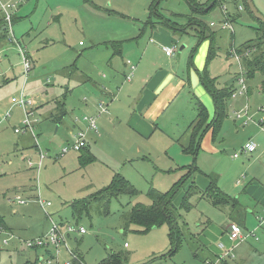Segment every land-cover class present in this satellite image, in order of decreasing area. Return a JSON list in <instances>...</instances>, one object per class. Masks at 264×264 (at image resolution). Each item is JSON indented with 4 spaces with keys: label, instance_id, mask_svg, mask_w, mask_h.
Segmentation results:
<instances>
[{
    "label": "rangeland",
    "instance_id": "1",
    "mask_svg": "<svg viewBox=\"0 0 264 264\" xmlns=\"http://www.w3.org/2000/svg\"><path fill=\"white\" fill-rule=\"evenodd\" d=\"M152 1L0 0V14L5 15L3 7L9 4L11 8L7 9V13L13 17L9 39L0 47V117L5 119L9 114L0 125V216L9 234L17 238L7 247H0V264H27L40 258L42 253L29 249L25 242L47 233L51 220L86 231L84 235L63 231L64 235L67 234L69 250L78 255L82 264H99L109 255L120 256L123 261L119 264H202L200 261L210 255L209 252L215 254L213 249L226 236L224 228L229 223L227 214L232 211L226 204L214 206L212 194H204L209 187L205 175L210 173L219 176L215 185L220 193L235 198L244 207L241 215L245 216V220L241 219L240 223L236 220L243 235L249 234L243 248L252 246L257 250L251 257H246V262L240 263L235 256V259H226L227 264H264V224L261 226L256 219L257 213L264 219V163L257 148L261 146L264 153V130L261 131L264 92L259 89L264 82L262 76L256 74L250 82L245 77L247 91L253 92L248 104H245L246 95L242 97L244 101L237 98V102L228 104L218 134L213 138L209 129L203 135L195 161L192 162L194 171L191 175H188L186 167L192 165L181 166L185 162H176L181 156L176 154L175 142L165 137L147 144L142 154L147 160L135 161L123 169L118 167L113 157L96 149L94 142L88 145L84 119L93 116L79 112L84 97H89L85 91L89 90L86 86L88 83L80 76L84 72H94L98 79L92 60L95 58L93 55L102 56L103 53L98 52L105 50L97 46L104 29H118L120 36H134L132 45L123 46L126 47L123 52L126 61L129 58L127 49L144 47L152 36L146 33L148 29L142 35L143 25L156 20L159 22L162 17L176 23L185 33L178 34L176 44L172 46L175 48L172 60L177 67H185V78L189 72L193 79L192 91L198 97L204 94L207 108L214 109L210 93L205 92L201 84L198 85V74L203 72L206 63L208 39L203 40L196 35L195 22L197 19L206 24L216 35L217 31L211 29L209 24L220 20V6L216 5L209 12L200 14L193 11L185 0H163L154 10L151 8ZM196 1L200 5L204 3L203 0ZM221 1L229 3L226 9L234 12L232 0ZM241 3L244 6L243 0ZM239 15L232 26L233 35L221 31L217 32L215 38L216 54L207 69L218 89L237 88L240 64L231 51L251 41H259H255L258 26L253 17L247 14L245 8ZM161 30L170 34L162 26ZM262 40L264 42V38ZM183 46H186L185 49H182ZM23 52L31 67L26 79ZM182 52L180 60L178 53ZM188 60L194 67H188ZM70 67H73L71 75L66 76L64 70ZM196 88L199 91L195 92ZM78 91H82V94H78ZM20 93L35 102L32 110L37 121L32 134L14 132L21 128L24 113L12 104L11 99L18 98ZM58 103L63 105L66 115L56 123L51 114ZM189 107L186 106L184 115L190 110ZM245 108L251 117L249 124L243 126L234 123V113ZM77 127L85 131V148L62 154V149L74 141L73 134ZM248 143L255 144L257 150L255 148L253 154H240L241 147ZM85 149L89 150L94 160L81 165L78 157ZM40 154L43 160L39 159ZM235 154H238V159L233 158ZM117 173L123 177L125 175L129 184L136 189L133 197L119 195L109 200L107 206L103 201L93 202L87 214L79 218L72 215L70 203L73 200L101 191ZM241 177H245V180L238 187L235 182ZM174 186L178 188L172 204L180 216L178 225L183 232L177 244L171 243L167 224L148 232L140 231L136 225L126 228V216L135 205L148 207L152 203L148 195L150 189L163 194ZM190 187L194 193L189 199L192 209L185 212L180 205ZM17 196L23 204L18 203ZM39 200L51 205L43 208ZM174 248L177 249L172 251ZM60 250L58 264H65L71 260V256L64 247H60ZM72 264L79 263L73 261Z\"/></svg>",
    "mask_w": 264,
    "mask_h": 264
},
{
    "label": "crops",
    "instance_id": "2",
    "mask_svg": "<svg viewBox=\"0 0 264 264\" xmlns=\"http://www.w3.org/2000/svg\"><path fill=\"white\" fill-rule=\"evenodd\" d=\"M232 2V6H234V12H229L226 9L228 5H230L229 3H227L226 1L225 3L221 2L219 9L221 18L218 22L215 23L213 27L210 26L212 22L209 24L211 29H215L217 32L220 33L221 31H226L230 32L232 35L234 34L232 26L233 23H235V21L239 19V12H242V10L240 11L237 8L236 2L234 3L233 0ZM240 2L242 1L240 0ZM253 2L257 10L261 13V15L264 16V0H253ZM223 7H225L224 9L227 10L226 13L229 17V22L231 23L232 31L228 29H221L219 28V26H216L223 20L224 16L221 10L223 9ZM164 22L168 23L163 20L159 22L158 20H156L150 22L151 24L149 25H143V27L141 28L142 35L147 29V34H152L153 36L155 31L156 34L153 36L154 38H151L152 36H150V38L148 39V43L144 45V47L139 49L137 48V46H135V50L130 48L129 50L127 49V51L129 52L127 56L129 58H127L126 61H124L123 57V52H125L126 50L124 48L129 47V45H132V41H134L135 39L134 36H120V31L118 29H114L113 31L110 29L102 30V33H100L101 39L98 42L97 46H102L105 48V50L104 52H98L103 53L102 56L101 54L93 55L95 58L92 60V67L96 71V76H98V79L95 78L94 72H84L83 76H80L83 81L85 80L88 83V85L86 86L89 90L85 91L87 92V95H89V97H84L82 104L80 105L81 108L79 109V112L81 114L82 112H85V114L96 118L97 130L93 131L88 126L85 129L86 131L88 130V145L90 144V142H94L96 144V149L103 150L108 156L113 157L115 161L117 160L118 167H121L122 169L126 168L127 164L135 163V161L147 160V157L142 155L144 154L145 147L148 143L158 141L162 139V137H165L169 140H174V145H176L177 151L176 154L181 156V158L178 157L176 162H185V164L181 166L192 164L193 157L191 155L185 154L183 150L184 146L189 141L188 136L192 123L196 120L198 115V109H196L197 103L201 104L206 109L208 113V122H210L215 115L214 101V109L212 111L207 108V101L206 99H203L204 94L201 95V97H198L194 93V91H192L194 87L193 79L191 80L190 73L188 72L187 78H185V67H177L175 65V61L172 60L175 55L170 57L166 55L164 49L172 48L175 52V48H173L172 46L176 44L175 42L178 39V34L182 35L185 32H181V30L177 27V31L171 27H167L164 25ZM161 26L167 29L170 34L162 32ZM9 32L10 30L8 28V34ZM217 32L215 33V38L218 36ZM208 34L209 33H207V35ZM155 39L157 40V42H155ZM79 45H81V43H79ZM185 47L186 46H183L182 49H185ZM107 49H111L112 51L110 52ZM182 56L183 52L178 54L180 60ZM239 64L242 65V61ZM132 66H134L133 69H131ZM72 72H74V69L72 70ZM64 74L66 76L71 75V67L64 70ZM76 78L79 81V76H77ZM198 78V85H202L200 74H198ZM251 80L247 81L250 82ZM262 80L264 81V78ZM203 89L206 92L204 87ZM259 89L260 91L264 92V82L263 85L259 87ZM197 91H199V89L196 88L195 92ZM78 94L81 95L82 91H78ZM251 94H253L251 90L247 91V94L245 96L247 97L245 99V104H248L249 97L251 96ZM242 97H244V95L237 98H241L239 100H243ZM237 98H231L226 103V113L228 104H233L237 102ZM58 105L59 104H57L56 107ZM187 105L190 106V110L184 115L183 111H186ZM56 107L55 112L51 114L52 119H54L55 114L58 113ZM102 108L106 112L101 111ZM58 109L64 112V116L66 115L63 105H61ZM234 123H236L235 119ZM237 123L243 126L249 124H243L239 121ZM262 126L263 128L261 129V131L264 130V123L262 124ZM77 130L82 129L77 127ZM166 130H168V132L170 133H168ZM164 134H166V136H163ZM100 139L104 141H101ZM257 148L259 150L258 153L263 156L264 159V153L262 151L261 146H258ZM85 150L89 152V150ZM233 158L238 159L234 156ZM110 172L111 174L113 173L112 169H110ZM205 176L208 179V176L214 175L210 173L209 175ZM215 177L216 184L219 180V176L215 175ZM124 179L128 181L125 175ZM244 180L245 177H241L240 179H238L235 182L236 186H242ZM237 182H240V185H238ZM216 188L218 189V193L212 195L213 200L215 199L214 196L217 195V199L221 200L224 204L222 203L215 205L212 200L214 206H225L226 204L231 207L232 211L227 214L229 223H227L224 228V230L226 231V236H223L221 242L218 243L216 245L217 247L213 249L215 254L210 253L209 251H207L206 247H204L210 255H208L206 258H203L200 262L202 264H212L211 261L214 260V264L217 262H219L220 264H227L226 259H235V256L240 259H238L240 263L246 262V257H251L252 254L257 253V250L252 246L243 248V245H245L243 243L248 240L249 234L243 235L242 231V240L239 242L231 240L228 231L229 225L231 223H235L239 226L236 220H238L239 223L241 222V219L245 220V216L242 217L241 215L244 207L239 205L235 198L229 197L226 194L225 196H223L219 188ZM257 214L258 215L256 216V219L262 226L264 224V219L260 217L259 213ZM3 230L9 233V229L6 226ZM43 235L44 234H42V236ZM257 241L255 240V242ZM203 246L204 245H202L201 247ZM227 251H230L232 254L226 255L225 257Z\"/></svg>",
    "mask_w": 264,
    "mask_h": 264
},
{
    "label": "trees",
    "instance_id": "3",
    "mask_svg": "<svg viewBox=\"0 0 264 264\" xmlns=\"http://www.w3.org/2000/svg\"><path fill=\"white\" fill-rule=\"evenodd\" d=\"M160 1L163 0H153V6L151 5V8L154 10L160 3ZM190 3V5L193 8V11L197 13L209 12L214 6L221 4V0H203L204 3H201V5L196 0H185ZM242 1V0H241ZM244 8L247 11V14L252 16L256 22L258 23V37L255 41H251L249 43H246L242 45V47H238L235 49L236 53L239 55L240 60L242 61V69L244 71V77L247 78V80H251L254 78L256 74H259L264 78V24H262L260 21H258L254 15H252L246 5V1L243 0ZM204 4V5H203ZM163 21H166L168 23H165L164 25L167 27H171L174 30H178L177 25L170 23L169 20H166L162 17ZM11 21L13 24V17H11ZM170 23V24H169ZM151 24L150 22L147 23V25ZM172 25V26H171ZM196 25V35H199L203 40L208 39L209 40V49L206 56V64L203 72L200 74L201 82L203 87L205 88L206 92L210 93V95L213 98L214 101V108H215V115L214 118L208 122V113L206 109L199 103L196 105V109H198V115L196 120L192 123V126L190 128L189 136H188V143L184 146V153L187 155H191L194 157L193 163L196 158V154L198 153V150L200 148V142L202 140L203 135L209 130H212V137L214 138L216 134H218L221 122L226 117V103L231 99L233 94V87L230 88H222L218 89L216 87V82L213 77L209 76L208 73V65L214 55L216 54V47H215V35L212 34L213 32H210L207 28L206 24L201 23L196 19L195 22ZM177 27V28H176ZM181 31H184L183 29H180ZM206 32L209 33L206 35ZM8 23L4 19V15L0 14V47L6 44V41H8ZM261 41V42H260ZM258 56H254L257 55ZM27 56V55H26ZM28 59V57H27ZM189 67L193 66L191 61L188 60ZM74 67V66H73ZM71 67V69L73 68ZM28 77V76H27ZM59 104V103H58ZM61 105L59 104L56 109L57 112L55 114V118L53 119L56 123L61 122L60 120L64 117V112H62L60 109H58ZM92 130V129H91ZM94 131V130H93ZM86 146V145H85ZM85 148V147H84ZM82 148V149H84ZM80 149L79 151H81ZM79 162L82 164L90 163L94 160V158L91 156V154L84 150L80 154ZM193 163L191 164L192 167H186L188 175H191L194 171ZM215 176H208L209 181V188L204 194H217L218 189L215 186ZM178 186H174V188L170 189L167 192H163V194L158 193L157 191L150 189L148 192L149 197L151 198V204L147 206L137 204L133 207V209L129 212V215L126 216L127 222H126V228L129 226L136 225L142 232H148L152 228L160 227L164 224L168 225V232H169V239L172 244H177L180 238L183 236V232L180 229L179 223V214L177 210L173 207V197L175 196ZM190 190L182 197V202L180 205V208L185 211L189 212L192 209V206L190 204V197L194 194L193 191ZM137 193L136 189L132 187L128 181L124 179L123 176L120 174H117L113 176L112 181L101 191H97L94 193L89 194L85 198L73 200L70 203V208L72 211V215L79 218L82 214L88 213L91 205L93 202L103 201L106 206L109 204V200L112 198H117L119 195H128L129 197H133ZM213 203L215 205L222 204L223 202L219 199H217V195L214 196ZM224 204V203H223ZM60 225L64 226L66 224H62L58 222ZM0 229H5V223L0 216ZM177 248H174L172 251H175ZM35 252H38V249H32ZM1 251V250H0ZM42 252V251H41ZM172 253V252H171ZM42 254L48 255L49 252H45ZM38 259H35L32 261L33 263L27 264H35L38 262ZM123 261V259L119 256L115 255H109L108 257L104 258L103 261H101L99 264H119Z\"/></svg>",
    "mask_w": 264,
    "mask_h": 264
},
{
    "label": "built area",
    "instance_id": "4",
    "mask_svg": "<svg viewBox=\"0 0 264 264\" xmlns=\"http://www.w3.org/2000/svg\"><path fill=\"white\" fill-rule=\"evenodd\" d=\"M233 1L234 3L236 2L237 8L240 11L243 10V5L240 2V0H233ZM9 8H11L9 4L3 7L4 13H5L4 19L7 21L8 28L11 32V27H12L11 17L12 16L11 14L7 13V9ZM224 8L225 7H223V11H222L224 17H223V20L219 23V26H221V28L223 29L226 28L228 30H231V23L229 22V17L227 16L226 9ZM214 25L215 24L213 23L210 24L211 27ZM164 51L166 55L169 57L174 55V51L172 48H165ZM231 53L235 56V59H237V61H239L240 63L241 61H240L239 55L234 50L231 51ZM23 55H24L23 67H24V75L26 79L31 67L27 59V56L24 52H23ZM133 68L134 66L131 67V69ZM236 83H237V88H235L232 91L233 92L232 97H231L232 99H236L237 97L247 94L246 81H245L242 65H240V74L237 78ZM11 102L15 106L19 107L24 113V118L21 123L22 125L21 128L15 129L14 132L16 134H21L24 132H28L32 134L34 131L33 125L37 121L34 118V113L32 110V107L34 106V103H35L34 100L30 98H26L22 96V94L20 93L19 97L12 98ZM101 111L106 112L103 108ZM261 111L264 112V106L261 108ZM8 116H6L5 119L4 117H0V125L3 123L4 120L8 118ZM234 119L236 122L239 121L243 124H247L249 121H251V117L249 115L248 109L245 108L243 110H239L238 112H235ZM84 121H86V124L90 129L94 131L97 130L95 117H85ZM73 139L74 141L72 142V144L62 149L61 151L62 154H66L70 152V150L79 151L80 149L85 147L86 142H84V132L82 130H76V132H74L73 134ZM255 148H256L255 144L248 143L240 149L239 153L241 152L242 153H253ZM234 157L237 158L238 154H235ZM39 159L43 160L42 154L39 155ZM239 183L240 182H237L238 185H240ZM16 199L19 204H23V202L20 200L19 197H16ZM40 205H42V207L44 208L46 207V205L47 207H49L51 204L49 203L43 204L42 202H40ZM63 231H66L69 234L72 232H75V233H78L79 235H84L86 233V231L81 227L79 228L78 226H74V225L62 226L59 223H55L53 220H51V227L46 234H44L42 237H39L33 240H28L25 242V246L28 247L29 249H38L39 251H43V253L49 252V256L42 254V256L38 259V262L35 264H53V263L58 264V257H59V254L61 253L60 247H64L65 250H67L68 254L71 256V260L67 261L65 264H72L73 261H77L79 264H82L81 260L78 259V255L74 251L72 252L71 250H69L67 241H66L67 234L64 235ZM228 231H229V237L231 240L239 241V242L242 240V236H241L242 230H240L237 224L231 223L229 225ZM16 239L17 238L13 236L12 234L10 235L9 233L5 232L3 229H0V247L5 248L13 240H16ZM231 254L232 253L230 251H227L225 254V257L226 255H231ZM206 264H210V263H206Z\"/></svg>",
    "mask_w": 264,
    "mask_h": 264
},
{
    "label": "water",
    "instance_id": "5",
    "mask_svg": "<svg viewBox=\"0 0 264 264\" xmlns=\"http://www.w3.org/2000/svg\"><path fill=\"white\" fill-rule=\"evenodd\" d=\"M246 1V5L250 11V13L252 15H254V17L260 21L262 24H264V16L261 15V13L257 10L253 0H245ZM179 54V53H178ZM263 163H264V159H263Z\"/></svg>",
    "mask_w": 264,
    "mask_h": 264
}]
</instances>
